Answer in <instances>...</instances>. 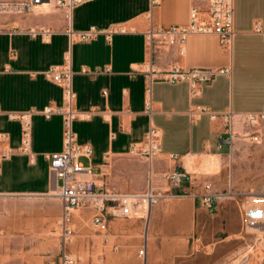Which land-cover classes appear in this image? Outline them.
Segmentation results:
<instances>
[{
	"label": "crops",
	"instance_id": "1",
	"mask_svg": "<svg viewBox=\"0 0 264 264\" xmlns=\"http://www.w3.org/2000/svg\"><path fill=\"white\" fill-rule=\"evenodd\" d=\"M57 1L41 3L30 13L0 12V132L7 134L1 145L14 149L0 166V229L28 235L22 237L37 243L35 250L48 244L60 250L62 202L50 194L54 175L49 155L63 148V117L47 118L41 111L64 105L62 85L45 73L69 61L76 109L92 111L76 118L73 126L78 142L93 148L82 161L93 167L100 188L134 193L151 184L162 194L147 217L110 218L107 228L131 231L126 252L111 254L107 261L95 256L85 264H178L190 251L215 264L217 231H227L223 241L234 238L233 212L244 215L253 205H248L249 196H242L215 199L210 208L199 195L264 189V173L232 166L228 174L225 166L227 156L237 150L264 147V138L256 144L239 137L232 148L220 142L225 114L264 110V0H234L231 47H224L216 34H191L184 45L150 39L151 31L188 24L192 0H86L71 11ZM196 4L207 18L208 1ZM68 27L77 32L94 27L98 33L80 40L70 36ZM31 28L52 32L33 35ZM173 64L183 69L231 67L232 72L201 84L193 93L187 82L157 79ZM200 108L205 110L193 116ZM30 109L35 113L26 153L18 150L22 124L8 114ZM152 126L160 132L161 151L149 161L133 150ZM234 155L240 162L246 154ZM176 170L187 172L179 185L166 178ZM94 214L89 207L76 211L72 226L85 231ZM139 220L146 227L142 237ZM140 245L147 246L145 258L137 252Z\"/></svg>",
	"mask_w": 264,
	"mask_h": 264
},
{
	"label": "built area",
	"instance_id": "2",
	"mask_svg": "<svg viewBox=\"0 0 264 264\" xmlns=\"http://www.w3.org/2000/svg\"><path fill=\"white\" fill-rule=\"evenodd\" d=\"M49 0H25L21 2H0V12L3 13H30L39 4ZM86 0H58V5L65 7L68 11ZM158 0H153L156 2ZM190 9V20L186 25H175L167 29L151 31L150 39L160 38L161 45H184L187 37L191 34H216L224 47H231L234 36V0H205L208 1V17H202V9L196 4L199 0H192ZM52 31L48 28H31L30 33L36 35L41 33L48 36ZM67 32L72 38L87 40L98 31L92 27L86 31H74L68 27ZM184 47L182 48V50ZM231 67L222 68H191L183 69L175 64L163 71L159 80L170 83L187 82L192 92L196 93L203 83L213 81L219 75H230ZM46 76L62 85L64 89V105L62 107L46 106L41 113L47 118L54 114H61L63 117V148L60 151L49 155L50 170L54 175V188L50 193L59 198L62 202V215L59 222L61 251L60 264H77V260L68 250V244L74 237L72 227L73 217L76 211L83 208H92L95 211L93 220L97 227L107 228L111 217L144 218L149 215L151 207L162 196L156 192L150 184L143 192L127 193L114 187L100 188L92 166L85 165L83 157H90L93 148L88 144L78 142L74 130V120L81 115H89L92 111L82 113L76 109V93L72 82V69L68 61L62 69L52 67L46 71ZM151 93V86L147 88ZM147 108L151 110V98L147 101ZM205 109L193 111V116L203 112ZM33 109L26 111H11L9 117L17 119L22 124V144L18 148L21 152L30 153L32 136ZM212 117H216L215 114ZM226 127L225 135L220 138L221 145L232 148L240 137L249 139L253 143L261 144L264 138V110L250 113L230 112L224 115ZM7 139V134L0 132V166L3 161L14 154V149L1 144ZM161 151L160 132L157 127L152 126L146 133L141 146L133 152L145 156L152 161L154 156ZM187 177L186 171H172L166 174L171 184L179 185ZM211 188L210 184L206 185ZM222 193H205L199 195L207 207H213L214 200L222 198ZM264 223V207L251 206L245 214V225L247 228H258ZM147 246L143 245L139 255L146 257Z\"/></svg>",
	"mask_w": 264,
	"mask_h": 264
},
{
	"label": "rangeland",
	"instance_id": "3",
	"mask_svg": "<svg viewBox=\"0 0 264 264\" xmlns=\"http://www.w3.org/2000/svg\"><path fill=\"white\" fill-rule=\"evenodd\" d=\"M249 151L244 152V161L236 162V152L240 155L244 154L243 149L237 150L233 155H228L225 166L228 174L231 167L238 166L239 169L245 170L252 168L261 173H264V147L249 145ZM233 156V158L231 157ZM218 164L219 159H215ZM244 190L242 194H234L231 191H224L222 199H236L239 200L242 196H249L250 204L253 206L264 207V189ZM235 196V197H233ZM251 196V197H250ZM213 213V211H211ZM235 217V218H234ZM132 218L137 219V216ZM140 223L139 236L142 237L146 232L144 220L138 221ZM232 226L237 233L232 239L222 240L227 236V231L218 230L216 233V263L215 264H264V223L258 228H247L245 225V213L242 214L241 210L233 212V219L231 220ZM74 237L68 244V250L72 253L77 260V264H85L86 262L95 260L107 261L109 256L114 253L126 252L131 246V231L115 232L111 228L97 227L92 222L88 223L85 231H80L79 227L74 228ZM127 228V227H124ZM24 233H11L5 231L2 227L0 229V264H58L59 252L61 247L54 248L47 246L43 250H35L37 243L26 240L23 238ZM119 236H125L120 239ZM108 238V239H107ZM118 245L119 248L115 249L114 246ZM34 248V249H33ZM131 248V247H130ZM141 245L138 247L137 252L140 250ZM39 260L36 262V258ZM54 262V263H52ZM178 264H208L207 257L195 256L192 251L184 258L178 261Z\"/></svg>",
	"mask_w": 264,
	"mask_h": 264
},
{
	"label": "bare ground",
	"instance_id": "4",
	"mask_svg": "<svg viewBox=\"0 0 264 264\" xmlns=\"http://www.w3.org/2000/svg\"><path fill=\"white\" fill-rule=\"evenodd\" d=\"M48 4V3H47ZM44 6V5H43ZM43 8V7H42Z\"/></svg>",
	"mask_w": 264,
	"mask_h": 264
}]
</instances>
